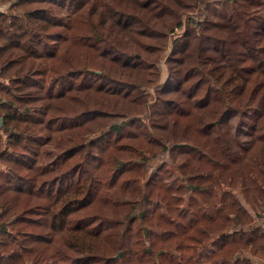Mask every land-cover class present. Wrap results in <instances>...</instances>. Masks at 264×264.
I'll use <instances>...</instances> for the list:
<instances>
[{
    "label": "trees",
    "instance_id": "trees-1",
    "mask_svg": "<svg viewBox=\"0 0 264 264\" xmlns=\"http://www.w3.org/2000/svg\"><path fill=\"white\" fill-rule=\"evenodd\" d=\"M251 257L264 0H0V264Z\"/></svg>",
    "mask_w": 264,
    "mask_h": 264
},
{
    "label": "rangeland",
    "instance_id": "rangeland-1",
    "mask_svg": "<svg viewBox=\"0 0 264 264\" xmlns=\"http://www.w3.org/2000/svg\"><path fill=\"white\" fill-rule=\"evenodd\" d=\"M160 68H162V66H161ZM161 71H162V73H164V72H165V71H164V68H162ZM163 76H164V75H163ZM232 121H234V119H233ZM239 196H240V195H239ZM254 218H255V217H254ZM259 252H262V250L260 249ZM244 255L249 257V254H247V253H245ZM250 259H253V260L257 261V263L260 262V261H264V258H262V257H258V258H253V257H251Z\"/></svg>",
    "mask_w": 264,
    "mask_h": 264
}]
</instances>
